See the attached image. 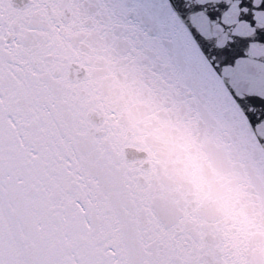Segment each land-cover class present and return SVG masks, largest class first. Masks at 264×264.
<instances>
[{
	"label": "snow or ice",
	"instance_id": "snow-or-ice-1",
	"mask_svg": "<svg viewBox=\"0 0 264 264\" xmlns=\"http://www.w3.org/2000/svg\"><path fill=\"white\" fill-rule=\"evenodd\" d=\"M0 264H264V0H0Z\"/></svg>",
	"mask_w": 264,
	"mask_h": 264
}]
</instances>
